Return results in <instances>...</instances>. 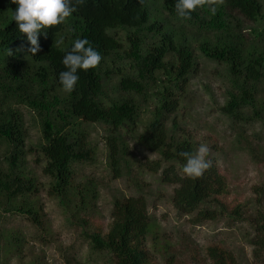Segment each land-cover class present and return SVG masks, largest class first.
I'll use <instances>...</instances> for the list:
<instances>
[{
	"label": "trees",
	"instance_id": "16d2710c",
	"mask_svg": "<svg viewBox=\"0 0 264 264\" xmlns=\"http://www.w3.org/2000/svg\"><path fill=\"white\" fill-rule=\"evenodd\" d=\"M175 3L83 0L63 24L47 29V38L39 36L41 51L33 56L14 21L17 5L0 0V264H24L29 245L26 235L5 226L8 216L26 218L40 241L52 231L38 199L37 171L29 163L35 153L49 180V196L88 242L91 257L110 264H160L159 253L166 264H180L169 244L159 243L164 234L139 181L133 183L138 196L116 199L112 222L107 228L101 222L98 183L79 177V167L97 157L90 129L96 124L106 129L114 178L132 175L128 141H133L157 155L139 163L138 172L160 173V183L174 187L179 215L191 217L194 225L228 218L251 228L246 240L252 263L219 243L208 246L203 257L191 250L192 264H264V189H256L254 202L231 203L229 181L214 157L220 150L209 152L211 167L199 177L183 174L180 155L203 144L181 113L189 107L188 87L200 59L219 69L225 89L220 112L238 131V142L243 128L259 126L264 146V0H205L189 19L177 16ZM77 38H86L102 59L95 68L79 70L74 90L66 93L59 73L66 70L62 59ZM24 110L40 135L30 146ZM246 144L260 161L259 147ZM62 258L63 264H88L66 251ZM27 264L45 262L35 253Z\"/></svg>",
	"mask_w": 264,
	"mask_h": 264
},
{
	"label": "rangeland",
	"instance_id": "374dc122",
	"mask_svg": "<svg viewBox=\"0 0 264 264\" xmlns=\"http://www.w3.org/2000/svg\"><path fill=\"white\" fill-rule=\"evenodd\" d=\"M197 54L200 55V52ZM195 69L188 87L189 107L181 111L184 123L201 143L208 146L210 152H222L214 157L229 181V201L244 204L253 199L254 202L257 199L256 189H264V146L259 144L262 136L260 127L243 128L244 138L238 142V131L220 112L225 101V89L222 79L217 75L219 69L203 59L198 61ZM24 113L28 120L30 113L27 110H24ZM28 123L30 146L38 142L40 135L29 120ZM90 129L97 157L94 163L79 167V177L97 181L100 190L98 208L105 228L112 222L114 201L123 197H137L133 183L139 181L144 185L143 194L148 200L149 213L154 217L158 231L164 234L159 243L169 244L171 254L176 255L175 262L192 264L191 250L198 251L199 256L203 257L208 246L222 243L239 260L252 263V247L246 240L252 231L245 221L222 218L194 225L191 217L179 215L172 203L174 187L161 184L160 173L138 172L139 163L154 161L157 155L144 150L133 141H128L129 156L133 161L132 175L124 174L122 178H114L107 163L106 129L97 124L91 125ZM247 142L259 147L260 161L253 160L247 150ZM39 157L38 153L30 155L29 163L37 171L41 188L38 199L51 224V234L45 240H38L35 229L22 216H8L5 224L8 229L18 230L28 237L29 245L25 252L24 264H27L35 253L41 255L45 264H63L64 251L88 264H110L104 257H91L88 242L81 237L78 229L68 224L57 200L49 196V180L42 173L41 160L37 161ZM149 241H152V238ZM156 257L160 264H166L159 253ZM9 264L20 262L12 260Z\"/></svg>",
	"mask_w": 264,
	"mask_h": 264
},
{
	"label": "clouds",
	"instance_id": "9594fccd",
	"mask_svg": "<svg viewBox=\"0 0 264 264\" xmlns=\"http://www.w3.org/2000/svg\"><path fill=\"white\" fill-rule=\"evenodd\" d=\"M205 0H176L175 10L178 17L189 19L192 11L204 5ZM17 8L14 12V21L18 30L26 34L30 44L28 52L33 56L41 51L39 36L47 38V29L63 24L67 18L77 11V5L83 0H11ZM210 11L215 14V6L209 4ZM56 45L63 43V39L54 42ZM11 55V51L8 50ZM102 57L86 38H77L73 41L71 50L64 55L62 64L65 71L59 73V83L62 90L71 93L78 80V71H87L95 68ZM210 149L206 144H200L195 152H181L185 158L182 172L188 177H199L211 167L209 156Z\"/></svg>",
	"mask_w": 264,
	"mask_h": 264
}]
</instances>
